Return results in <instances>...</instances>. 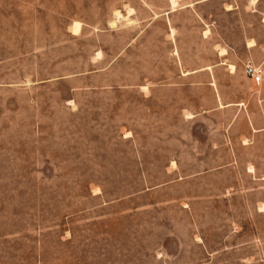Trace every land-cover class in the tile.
Masks as SVG:
<instances>
[{
    "label": "rangeland",
    "instance_id": "obj_1",
    "mask_svg": "<svg viewBox=\"0 0 264 264\" xmlns=\"http://www.w3.org/2000/svg\"><path fill=\"white\" fill-rule=\"evenodd\" d=\"M249 63L264 0H0V264H264Z\"/></svg>",
    "mask_w": 264,
    "mask_h": 264
},
{
    "label": "built area",
    "instance_id": "obj_2",
    "mask_svg": "<svg viewBox=\"0 0 264 264\" xmlns=\"http://www.w3.org/2000/svg\"><path fill=\"white\" fill-rule=\"evenodd\" d=\"M245 74L253 83L260 85L263 81L264 69L249 63L245 66Z\"/></svg>",
    "mask_w": 264,
    "mask_h": 264
},
{
    "label": "bare ground",
    "instance_id": "obj_3",
    "mask_svg": "<svg viewBox=\"0 0 264 264\" xmlns=\"http://www.w3.org/2000/svg\"><path fill=\"white\" fill-rule=\"evenodd\" d=\"M176 1L177 0H172V2H173V4H176ZM255 1V0H254ZM178 4V3H177ZM174 9V8H173ZM228 9H231V7H229ZM130 12H132V10L130 11ZM134 15V14H133ZM117 18L118 19H121V14L120 13H117ZM116 20V19H115ZM132 21V20H131ZM118 22V21H117ZM130 22V21H129ZM116 24V22H113L112 23V27L114 26ZM116 26H114V28H115ZM80 29H81V24L80 23H78V22H76L75 24H74V32L75 33H79L80 32ZM81 33V32H80ZM80 35V34H79ZM255 43V42H254ZM252 44V43H251ZM251 46H253V45H251ZM227 52H226V50H222L221 51V55H225ZM97 57H98V55H97ZM230 70H231V72L232 73H234L235 71H236V67L234 66V65H230ZM189 73H186L185 75H188ZM148 90V89H147ZM254 171V170H253ZM252 172V171H251Z\"/></svg>",
    "mask_w": 264,
    "mask_h": 264
},
{
    "label": "crops",
    "instance_id": "obj_4",
    "mask_svg": "<svg viewBox=\"0 0 264 264\" xmlns=\"http://www.w3.org/2000/svg\"><path fill=\"white\" fill-rule=\"evenodd\" d=\"M235 67H236V66H235ZM189 74H191V73L189 72ZM189 74H188V75H189Z\"/></svg>",
    "mask_w": 264,
    "mask_h": 264
}]
</instances>
